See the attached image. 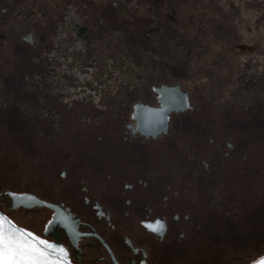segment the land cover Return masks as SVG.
Instances as JSON below:
<instances>
[{"label": "rangeland", "instance_id": "obj_1", "mask_svg": "<svg viewBox=\"0 0 264 264\" xmlns=\"http://www.w3.org/2000/svg\"><path fill=\"white\" fill-rule=\"evenodd\" d=\"M166 2L165 7L176 15L180 13L178 7L192 5L189 0ZM233 3L223 7L211 2L213 15L191 18L189 37H195L189 39L185 35L184 41L194 40L196 53L184 54L186 60L178 64H170L172 60L160 64L143 56L141 21L133 16L132 20L122 14L117 16L115 23L126 33L125 44L117 52L141 67L139 77L143 83V88L137 86L128 91L127 106L118 109V101L113 104L107 99L94 103L86 100L89 97H65L67 101L64 97L40 96L27 77L30 50L20 57V63L25 64L20 66L18 55L7 45L13 36L19 37L27 29L22 23L26 21L16 20L21 29L13 31L14 3L0 0V31L8 35L0 45V184L15 191H31L44 199L54 196L47 186L60 180L61 170L70 178L87 172L81 162L62 164L63 158H82V150L55 148V142L116 140L110 133H122L135 102L156 103L152 86L178 83L189 92L191 109L201 113H175L173 117L197 116L193 121L199 123L193 125L206 127L201 139L178 130L174 149L162 151L161 143L167 139L158 137L142 142L135 159L130 155L122 157H131L134 168L144 176L165 173L182 162L187 171L180 175L176 198L179 206L189 205L190 214L205 209L209 215V223L199 230L200 240L191 246L186 245L188 241L176 242L175 252L168 257L171 260L165 264H248L264 251V0L246 5L238 4V0ZM5 9H10V14H5ZM250 10L257 11L252 20L244 14ZM154 17L147 16L145 21L151 22ZM243 29L252 34L244 35ZM255 41L257 45L249 53H236L239 44ZM201 76L205 77L203 83H199ZM209 136L210 149L204 143ZM132 139L137 142L142 138L133 135ZM226 142L231 143V150ZM188 157L194 158L190 167L183 160ZM200 157L208 164L210 185L199 208L192 203L187 184L192 183L194 172H202ZM113 158L106 156L105 171L127 168L125 161ZM0 208L16 224L33 230L42 227L48 212L43 207Z\"/></svg>", "mask_w": 264, "mask_h": 264}, {"label": "flooded vegetation", "instance_id": "obj_2", "mask_svg": "<svg viewBox=\"0 0 264 264\" xmlns=\"http://www.w3.org/2000/svg\"><path fill=\"white\" fill-rule=\"evenodd\" d=\"M12 1L13 31H20L21 25L16 21L20 19L26 21L22 23L27 29L19 37L13 36L7 45L18 55V60L27 49L30 50L28 53L31 54V61L29 67H26L27 77L39 95L64 97L67 101V97L72 100L89 97L86 100H94V103L107 99L113 104L118 101V109L127 106L128 91L137 86L143 88V83L139 77L142 74L141 67L130 57L117 52L125 44L126 37L125 31L115 23L117 16L122 14L131 20L133 16L141 21L144 28L143 56L160 64L171 60L170 64H178L180 60H186L184 54L190 53L193 56L196 53L194 40L192 43L184 41L185 35L189 39L195 37L194 34L189 37L188 25L191 18L194 19L197 15L201 17V14L203 18L213 15L209 8L211 2L223 7L234 4L233 0H189L192 5L178 7L177 12L180 13L176 15L171 13L173 10L165 7L168 4L166 0ZM259 1L238 0V4H256ZM5 10V14H10V9ZM244 14L252 20L257 16V11L250 10ZM151 15L155 16L154 20L145 21V17ZM5 19L4 16L3 22ZM242 31L244 35L252 34L246 29ZM6 37L8 35L0 31V45ZM256 45L257 41L249 45L239 44L236 53H249ZM204 78L201 76L199 83H203ZM156 87L159 86H152L156 100L152 105L158 103ZM132 113L133 107L128 111L129 119L125 121L119 136L114 132L110 133L116 136V140L80 144L63 141L54 143L55 148L82 150V158H63L62 164L81 162L87 170L86 174L78 173L71 178L61 170L60 180L47 186V191L54 196L45 199L59 204L73 220L69 231L58 229L55 233L74 264H165L167 259L171 260L168 257L175 252L176 242L188 241L187 246L193 245L200 240L199 230L208 224L209 215L205 209L200 208L210 185V170L203 157L199 158L202 172H194L192 183L187 184L192 193V203L198 204L200 208L195 209L197 211L193 214H190L192 210L189 205L179 206L176 199L181 187L180 175L187 171L183 169L182 162L167 169L165 173L150 176L139 174L132 162L140 154L142 142L147 140L166 138L161 143L162 151L174 149L178 130L193 133L194 139L200 140V134L206 127L193 125L199 123L193 121L197 116L175 118L173 114L201 112L192 109L170 112L167 133L155 138H146L138 132H132ZM133 135H139L142 139L135 142ZM204 143L205 148L210 149V136ZM226 147L231 150V143L226 142ZM106 150L110 153H106ZM107 155L113 156V161L119 157V161H125L127 168L105 171ZM126 155L133 159L130 157L124 160L122 156ZM183 160L190 167L194 158ZM0 207L4 206L0 204ZM33 208L37 207L29 209ZM46 209L48 212L42 227L28 229L46 239H52L43 233L44 223L52 213L50 209ZM155 220L164 222L166 230L163 235L144 226ZM173 264L179 263L176 261Z\"/></svg>", "mask_w": 264, "mask_h": 264}, {"label": "water", "instance_id": "obj_3", "mask_svg": "<svg viewBox=\"0 0 264 264\" xmlns=\"http://www.w3.org/2000/svg\"><path fill=\"white\" fill-rule=\"evenodd\" d=\"M155 92L157 93V105L143 102H135L133 104L131 130L132 132H138L142 134L146 138H155L159 134L167 133L170 112L184 111L192 108L189 92L181 88L178 83L163 84L159 87H156ZM9 194L27 195L35 198V201H38V203H33L31 207H27L23 203H20L19 206H16ZM0 204L7 209H16L18 207H46L50 209L52 213L49 219L44 223L43 233L52 237V239H46L32 232L28 228L16 224L2 210H0V214L8 217L18 227L32 232L38 240L47 241L48 244H52L56 248L64 249V251L67 253L66 257H64L62 253L50 250L51 254L48 256L49 264H74L71 262L66 248L58 240L55 233V231L58 229L69 231L71 225H73V220L71 219L70 214L66 213L59 204L45 200L44 198H41L29 191H15L6 187H2L1 185ZM50 221L54 222L49 225ZM262 256H264V254L252 261L250 264H255V262Z\"/></svg>", "mask_w": 264, "mask_h": 264}, {"label": "snow or ice", "instance_id": "obj_4", "mask_svg": "<svg viewBox=\"0 0 264 264\" xmlns=\"http://www.w3.org/2000/svg\"><path fill=\"white\" fill-rule=\"evenodd\" d=\"M9 195L16 206L23 203L31 207L33 203H38L35 198L27 195ZM53 222L50 221L49 225ZM144 226L159 235H163L166 230L164 222L160 220L148 222ZM50 250L62 253L64 257L67 255L64 249L56 248L47 241L38 240L32 232L18 227L8 217L0 214V264H49ZM255 264H264V256Z\"/></svg>", "mask_w": 264, "mask_h": 264}, {"label": "trees", "instance_id": "obj_5", "mask_svg": "<svg viewBox=\"0 0 264 264\" xmlns=\"http://www.w3.org/2000/svg\"><path fill=\"white\" fill-rule=\"evenodd\" d=\"M2 187H6V186H4V185H2V184H0ZM6 188H8V187H6ZM9 189V188H8ZM18 191H25V190H18ZM29 192H31V191H29ZM43 208H45V207H43ZM1 209V208H0ZM210 220H211V217H210ZM213 220V219H212ZM209 223V222H208ZM264 254V251L262 252V253H260V254H258L257 256H255V258H253L248 264H250L252 261H254L255 259H257L258 257H260L261 255H263Z\"/></svg>", "mask_w": 264, "mask_h": 264}]
</instances>
